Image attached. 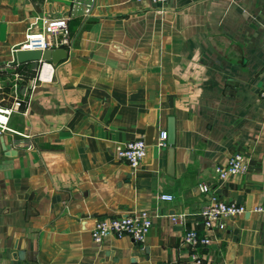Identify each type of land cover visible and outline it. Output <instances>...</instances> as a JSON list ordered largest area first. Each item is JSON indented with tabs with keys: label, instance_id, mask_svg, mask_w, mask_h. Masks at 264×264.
<instances>
[{
	"label": "crops",
	"instance_id": "1",
	"mask_svg": "<svg viewBox=\"0 0 264 264\" xmlns=\"http://www.w3.org/2000/svg\"><path fill=\"white\" fill-rule=\"evenodd\" d=\"M70 3L0 0V67L31 23L63 16ZM164 8L95 0L91 15L71 21L69 58L37 88L28 114L0 133V264H197L183 240L191 229L205 233L195 213L212 192L264 208V0H168ZM13 101L0 91L1 104ZM171 118L172 173L171 147L156 145ZM151 128L154 143L133 169L117 150ZM237 153L248 171L221 179L216 168ZM140 211L154 223L144 244L94 242L98 220ZM178 214L185 224L172 222ZM223 224L207 232L202 264H264V212Z\"/></svg>",
	"mask_w": 264,
	"mask_h": 264
},
{
	"label": "built area",
	"instance_id": "2",
	"mask_svg": "<svg viewBox=\"0 0 264 264\" xmlns=\"http://www.w3.org/2000/svg\"><path fill=\"white\" fill-rule=\"evenodd\" d=\"M157 6L161 14L165 13V4L168 0H149ZM95 7V0H71L69 10L61 17L51 19H37L31 23L26 30L23 41L12 48L11 62L0 67V91L9 89L14 101L10 104L0 103V133L11 131L10 122L15 114L27 115L31 105V99L40 84L50 83L55 76V66L49 61H40L37 70L33 74L25 70L17 62L16 53L22 51H47L66 49L68 52L72 46L71 21L77 16H89ZM5 69V71H3ZM26 86L27 99L22 96L20 90ZM259 96L264 102V83L259 89ZM168 133L161 132L157 147L165 149L168 147ZM118 157L127 162L133 169H137L148 153L146 137L143 136L130 141L117 150ZM248 171V163L243 154L237 153L230 157L228 162L216 168V172L223 180H228L237 175H243ZM211 203L195 216L201 218L203 230L202 235L198 229L187 231L183 244L190 250L191 259L202 264V253L212 245L213 236L207 232H213L216 225L224 229V221L248 213L246 206L237 203H226L220 200L212 192ZM162 200H172L171 195H164ZM264 212V208L251 210ZM250 211V212H251ZM171 220L175 224H185L186 214L172 215ZM153 216L148 211H140L126 217H114L111 219H100L96 222L91 234L95 243L101 244L110 237H130L137 244H144L153 227Z\"/></svg>",
	"mask_w": 264,
	"mask_h": 264
},
{
	"label": "water",
	"instance_id": "3",
	"mask_svg": "<svg viewBox=\"0 0 264 264\" xmlns=\"http://www.w3.org/2000/svg\"><path fill=\"white\" fill-rule=\"evenodd\" d=\"M69 58V52L66 49H56V50H47V51H18L16 53L17 62L21 65L30 64L33 70H37L39 67L40 61H49L54 66H57L63 61H66ZM21 94H25L26 86H23L20 90ZM153 128L148 131V135L146 136V142L148 147L153 145L154 143V135H153ZM168 145L171 147L169 150L170 155V173L173 172V162H174V145L176 144V124L175 119L171 118L169 120L168 126ZM1 141L4 143V137L1 138ZM248 213H250L251 208H247ZM22 256V254H20Z\"/></svg>",
	"mask_w": 264,
	"mask_h": 264
},
{
	"label": "trees",
	"instance_id": "4",
	"mask_svg": "<svg viewBox=\"0 0 264 264\" xmlns=\"http://www.w3.org/2000/svg\"><path fill=\"white\" fill-rule=\"evenodd\" d=\"M21 66H23V65H21ZM24 66H25V65H24ZM31 73H32V71H31ZM33 73H34V72H33ZM33 73H32V74H33Z\"/></svg>",
	"mask_w": 264,
	"mask_h": 264
}]
</instances>
